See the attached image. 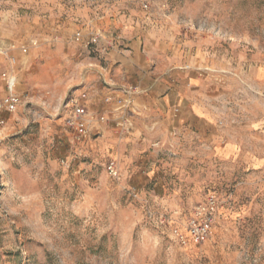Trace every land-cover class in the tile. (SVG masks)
I'll use <instances>...</instances> for the list:
<instances>
[{"label": "rangeland", "instance_id": "obj_1", "mask_svg": "<svg viewBox=\"0 0 264 264\" xmlns=\"http://www.w3.org/2000/svg\"><path fill=\"white\" fill-rule=\"evenodd\" d=\"M132 39L152 69L178 71L171 84L210 128L74 142L67 98L104 84ZM0 43L16 45L22 97L0 113V264H264V0H0ZM222 130L262 167L213 153ZM211 199L213 234L197 244L188 221Z\"/></svg>", "mask_w": 264, "mask_h": 264}, {"label": "crops", "instance_id": "obj_2", "mask_svg": "<svg viewBox=\"0 0 264 264\" xmlns=\"http://www.w3.org/2000/svg\"><path fill=\"white\" fill-rule=\"evenodd\" d=\"M125 46L129 47V50H112L107 56L109 60L107 67L98 77L104 84L96 83L89 85V88L87 86L83 88L94 96L92 110L101 112L107 109L102 98L110 85H135L142 91L137 98L138 114L135 116V129L137 127L141 129V126L151 127L155 124L163 128L171 125L180 128L182 123H189L190 127H197L200 124L206 129L212 126V117L208 114V110L204 113L205 110L199 105L197 96L181 97L184 88L171 84V80L179 74L178 71L168 67L152 69L151 57L147 50L143 49L140 39H132ZM16 50L20 52L19 47ZM106 130L115 132L112 125L107 126L104 131ZM209 141L215 147L213 153L243 159L255 168L263 165L261 158L256 156L257 151H243L239 146L238 138L228 135L223 130L217 136L212 135Z\"/></svg>", "mask_w": 264, "mask_h": 264}, {"label": "built area", "instance_id": "obj_3", "mask_svg": "<svg viewBox=\"0 0 264 264\" xmlns=\"http://www.w3.org/2000/svg\"><path fill=\"white\" fill-rule=\"evenodd\" d=\"M148 3L145 8H148ZM80 38V34L78 35ZM95 37L92 42H97ZM16 45L5 47L0 43V55L9 62V67L0 73V113L13 114L18 110L22 97L18 92L17 58L12 54ZM20 52L26 54L25 46L19 47ZM142 93L135 85H110L103 95L102 101L107 109L94 111L91 104L94 96L87 89L80 93H72L64 104V127L69 131L77 143L90 141L92 135H101L105 128L112 125L113 130L120 137L130 136L135 129V116L138 114L137 98ZM6 121L0 117V127ZM111 175H117V166H108ZM218 214L217 201L211 199L204 207L196 208L188 221V231L197 244L205 243L213 234L215 220Z\"/></svg>", "mask_w": 264, "mask_h": 264}]
</instances>
